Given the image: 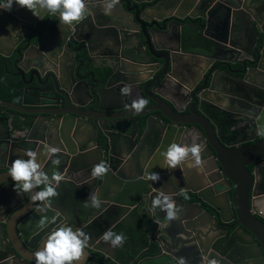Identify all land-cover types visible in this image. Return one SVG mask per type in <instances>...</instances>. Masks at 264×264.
<instances>
[{
	"label": "water",
	"instance_id": "95a60500",
	"mask_svg": "<svg viewBox=\"0 0 264 264\" xmlns=\"http://www.w3.org/2000/svg\"><path fill=\"white\" fill-rule=\"evenodd\" d=\"M106 2L87 0L86 19L71 29L19 7L0 10V57L16 52L23 84L22 106L0 99V130H7L0 133V264L16 255L34 263L17 246L34 251L30 243H42L61 223L90 235L85 253L92 257L106 254L96 247L105 244V232L119 234L120 224L131 230L140 222L147 246L138 257L132 247L116 246L115 264H135L154 246L159 255L138 264H264V135H258L264 129V0H119L105 15ZM192 30L211 46L189 50ZM140 98L147 106L133 114L129 106ZM243 108L261 117L259 127L251 140L229 148L238 131L222 143L209 113L227 117ZM173 142L202 144L201 168L190 167L191 157L175 169L163 167L161 153ZM45 145L59 150L53 157L59 165L41 155ZM29 150L46 173L64 177L43 213V202L31 199L40 189L17 196L8 175ZM101 162L109 171L93 178ZM151 173L159 182L146 179ZM72 189L79 190L77 203L66 198ZM161 192L175 200L178 219L168 222L165 212L152 209ZM92 195L109 206L100 207L102 221L110 209H124L127 217L104 230L93 216ZM168 240L178 245L171 249Z\"/></svg>",
	"mask_w": 264,
	"mask_h": 264
},
{
	"label": "clouds",
	"instance_id": "9594fccd",
	"mask_svg": "<svg viewBox=\"0 0 264 264\" xmlns=\"http://www.w3.org/2000/svg\"><path fill=\"white\" fill-rule=\"evenodd\" d=\"M118 2L119 0H107L104 5V14L109 15ZM14 6L30 11L35 18L40 20L46 17L58 19L59 29L61 27L74 28L81 24L89 13L87 0H0L2 11L11 12ZM123 91L127 94L129 89L126 88ZM147 103L146 99L140 98L134 100L129 107L133 110V114H140L146 108ZM258 135H264V129H259ZM202 150L203 145L195 142L191 145L173 142L165 152L161 153L164 158L163 167L175 169L191 157L190 167L200 169ZM58 151L55 147L45 145L41 155L47 156L53 165H59V158L53 159ZM24 155L28 158L15 159L9 168L8 175L13 181V190L17 196L23 197L26 194H32L34 189H40L35 191L31 199L33 202H43L38 205L43 213L51 207L53 198L57 197L56 188L64 177L59 173H53L51 176L46 173L36 152L29 150ZM108 171V165L101 162L93 166L91 175L93 178H103ZM146 179L159 182L161 177L158 173H151ZM90 200L91 207L97 209L101 207V201L96 195H92ZM152 209L165 212V219L168 222L178 219L179 209L170 194L161 192L153 199ZM46 221L47 217L42 216L39 222L42 230L46 227ZM90 239V235L81 228L74 229L73 226L61 223L47 233L41 247L35 251V264H82ZM102 239L106 243L111 242L112 247H116L123 243L124 236L109 230L104 233ZM179 264H185V261L181 259Z\"/></svg>",
	"mask_w": 264,
	"mask_h": 264
},
{
	"label": "flooded vegetation",
	"instance_id": "af4514ba",
	"mask_svg": "<svg viewBox=\"0 0 264 264\" xmlns=\"http://www.w3.org/2000/svg\"><path fill=\"white\" fill-rule=\"evenodd\" d=\"M16 59H17V55H16V52H14L13 54V57L11 58H8L7 60H4L3 58L0 57V60H2V62H4L6 64V67H5V75L10 78V79H17V82H22L20 78L17 77V68H16ZM22 84V83H21ZM23 86V84H22ZM14 103V102H12ZM16 104V103H14ZM23 104V99H22V103L20 104H17L19 106H22ZM236 108V106L234 107ZM232 112H229V115L226 117L224 116V114H212V113H209L210 114V118L212 121H215L216 124H217V127L219 128V132L217 133V136L219 137L220 141L223 143V140H225L226 138H230L231 137V133L233 130H237L238 133L236 136H234L230 141H229V148L234 145L237 144V142H243V141H247V140H251L253 137H254V134L252 133L253 132V129H255V127H259V123L257 122V120L259 118H261L260 116L257 118V119H254L253 116H252V112H249L248 109L246 108H243L242 111H235V110H231ZM241 112V113H239ZM14 114V113H12ZM241 114H245L243 117L242 116H239ZM261 115V114H260ZM16 119L18 120L19 117L23 116V115H19L17 113V115H15ZM9 117V116H7ZM262 122L264 123V118H262ZM4 129V128H3ZM2 130V129H1ZM1 130H0V133H1ZM25 131H27V129H25ZM4 134V133H3ZM261 139L260 138H257L255 141H253L252 143H248V144H253V143H256V142H260ZM1 167L4 166V163H0ZM264 167V166H263ZM253 170V168L251 169ZM0 175H2V171H0ZM260 184H261V188L262 190H264V169H263V173H262V176H261V181H260ZM78 195H79V190L78 189H72L70 190V193H68V196L66 197L68 201L72 202V203H77L78 202ZM187 196V198H185ZM183 199L189 201V202H193V201H196V198L192 195H187V194H184L183 195ZM105 205L102 204L101 202V206H103V208H107L106 210L109 209V206H107V202H104ZM112 203V205H114L115 203L117 202H113V201H109L108 204ZM118 204V203H117ZM59 209H61L63 212H65V208L61 205L57 206ZM52 209V208H51ZM101 211V209H97L95 208L94 212H93V216H99L98 212ZM127 211L126 210H122V209H110L108 211V218L103 220L99 218V222L97 223L98 225H101V223L104 222L103 224V229L106 230V229H109L111 228L115 223H117L118 225L124 220V218L127 217ZM130 218H133L135 216H137L135 213H131L130 214ZM227 218H229V216L227 215L226 216ZM52 222L55 220H57L56 217H52ZM129 218V220H131ZM231 219V218H230ZM68 220H71L70 218H68ZM128 223H133L132 221H129ZM232 224V223H231ZM230 224V225H231ZM123 224H120L118 226L121 227ZM142 225V223H141ZM176 225V224H175ZM178 226V224L176 225ZM102 229V230H103ZM233 231L232 230H229L228 231V234H231ZM32 247H34V251L31 252V250H26L24 247H21L20 245H16L17 247L20 248V250L22 251L21 254H24L26 257V259L28 260H32L34 261V263H30V264H35V258H34V254L33 252L35 253V251L39 250V248L41 247L42 243H30ZM134 244H138V243H135V239H124L123 243L121 244V248L124 250L128 247H134L136 245ZM173 245H178V244H171V249L173 247ZM181 245V244H180ZM96 247H99L98 249L101 250V251H106V254L105 255H102V254H97L95 255L93 252H91L92 254V257H90L89 255L85 254V258H84V262L85 261H88L89 263L88 264H93V262H96L97 264H110L111 262V257L113 256L114 252H115V247H112L111 243H106L101 245V246H96ZM24 248V249H22ZM3 251V250H2ZM5 254H7L6 251H4ZM175 253H179L180 252L178 250H175L174 251ZM3 253V252H2ZM105 253V252H104ZM109 254H111V256H109ZM18 255H16V259L18 261H16V259H13V261L9 260V262L11 264H26V263H29V262H26V263H23V262H20L19 260H23L20 256H18L19 258H17ZM134 257H138V255H135ZM142 257V256H141ZM141 257H139L135 264H138L139 262H141L142 260H145V259H140ZM103 260L105 262H103ZM114 264V263H113Z\"/></svg>",
	"mask_w": 264,
	"mask_h": 264
},
{
	"label": "trees",
	"instance_id": "16d2710c",
	"mask_svg": "<svg viewBox=\"0 0 264 264\" xmlns=\"http://www.w3.org/2000/svg\"><path fill=\"white\" fill-rule=\"evenodd\" d=\"M192 37V40L194 42L193 49L197 48H207L211 46V43L204 39L198 32L196 31H189ZM5 67L6 64L0 60V99L6 100L9 102H14L16 104L22 103V84L21 82H17V79H10L8 78L4 73H5ZM16 124H19V121L16 122ZM32 121L27 120L26 125H31ZM136 218V217H133ZM119 234H122L124 236V239H135L134 246L132 248L133 254L137 255L141 250H143L147 246V239L143 233V227L140 223H135L134 227H132L131 230H128L125 225H122L121 227L118 228ZM159 251L156 246H154L150 251L146 252L145 254L142 255L140 258L146 259L150 257H156L159 254ZM123 257L125 258V255L123 254Z\"/></svg>",
	"mask_w": 264,
	"mask_h": 264
},
{
	"label": "crops",
	"instance_id": "0c3cea01",
	"mask_svg": "<svg viewBox=\"0 0 264 264\" xmlns=\"http://www.w3.org/2000/svg\"><path fill=\"white\" fill-rule=\"evenodd\" d=\"M188 49L191 50V51H195L193 48H188ZM195 64L197 65V64H199V63H195ZM1 133H2V134H3V133H4V134L7 133L6 128L2 129V130H1ZM151 224L154 225V223H151ZM168 244L171 245V244H172V241H171V240H168ZM113 263H114V262H112V261L110 262V264H113ZM114 264H115V263H114Z\"/></svg>",
	"mask_w": 264,
	"mask_h": 264
}]
</instances>
